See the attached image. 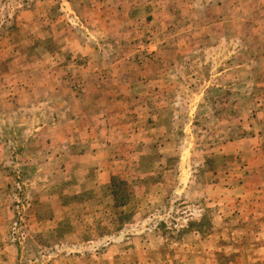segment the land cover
I'll return each mask as SVG.
<instances>
[{
    "label": "rangeland",
    "instance_id": "obj_1",
    "mask_svg": "<svg viewBox=\"0 0 264 264\" xmlns=\"http://www.w3.org/2000/svg\"><path fill=\"white\" fill-rule=\"evenodd\" d=\"M0 264H264V0H0Z\"/></svg>",
    "mask_w": 264,
    "mask_h": 264
}]
</instances>
